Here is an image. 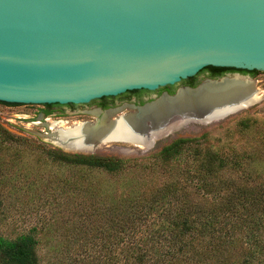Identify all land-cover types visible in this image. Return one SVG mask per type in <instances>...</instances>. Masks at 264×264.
<instances>
[{"label":"water","instance_id":"water-1","mask_svg":"<svg viewBox=\"0 0 264 264\" xmlns=\"http://www.w3.org/2000/svg\"><path fill=\"white\" fill-rule=\"evenodd\" d=\"M207 67L264 72V0H0L2 103L88 104L177 85ZM201 85L183 89L194 94ZM250 105L238 101L199 121L169 111L173 125L141 147ZM140 124L145 129L148 119Z\"/></svg>","mask_w":264,"mask_h":264},{"label":"trees","instance_id":"trees-1","mask_svg":"<svg viewBox=\"0 0 264 264\" xmlns=\"http://www.w3.org/2000/svg\"><path fill=\"white\" fill-rule=\"evenodd\" d=\"M0 106L13 105L0 102ZM248 124V120L239 122L244 131ZM261 126L257 137L263 150L255 155L264 161V123ZM209 142L208 134L172 140L148 158L151 161L148 165L162 172L161 183L129 182L120 186V194H111L102 186L88 183L80 171L78 182L74 183L28 181V176L22 173L20 157L9 156L10 151L28 144L0 125V208L4 199L32 197L37 193L56 198L61 195L65 200L94 199L91 202L97 206L92 205L93 213L78 215L68 231L74 244L53 250L57 264H205L207 259L212 260L211 252L222 256L229 245L236 247L242 226L253 229L264 220L262 175L257 174L260 182L256 188L240 184V173L245 171L244 165L250 163L252 156L240 154L233 147L212 150ZM45 151L54 163L96 169L111 176L123 173L126 166L135 165L115 157L66 155L49 148ZM98 203L103 206L102 211ZM2 212L0 264H44L38 247L40 224L10 235L1 229L6 222ZM77 221L87 224L77 226ZM85 225L89 227L84 228ZM88 233L94 237H87ZM77 241L82 243L76 245ZM197 245L203 249L198 250ZM224 258L225 264H254L256 260L251 259V252L248 261H238L234 255ZM256 264H264V259L257 260Z\"/></svg>","mask_w":264,"mask_h":264},{"label":"rangeland","instance_id":"rangeland-1","mask_svg":"<svg viewBox=\"0 0 264 264\" xmlns=\"http://www.w3.org/2000/svg\"><path fill=\"white\" fill-rule=\"evenodd\" d=\"M257 81L254 82V84L260 97L259 101L248 109L238 112L222 121L214 122L210 126L190 125L187 128L181 129L179 133L171 138L160 142L158 146L151 147L147 150L122 143L114 144L106 149L102 148L98 154L100 157H115L123 160H130L132 164H135L126 166L125 171L117 176H111L96 169L88 170L80 166H69L52 162L47 158L45 151V149L49 148L48 144L51 142L48 137L49 135L46 139L49 142H47L43 139V135L38 130V127L32 123H26V118L23 115H30L31 112L25 111L22 107L0 106V125L11 134L24 139L28 144L26 147L21 146L10 151L9 156L20 157V166L23 169L22 173H24L26 177L28 176V181L34 180L32 182L41 181L44 184H48L67 181L69 183H74L78 182L77 172L80 171V173L88 179V183L91 182L95 186H102V189L111 194L115 192L120 194V186L122 187L129 182L154 180L156 183H161L162 172L159 168L150 167L148 164L151 161L148 160V158L158 153L164 145L176 138H199L203 134H208L210 138L209 145L212 150H217L223 146L233 147L240 152V154L252 156L251 160H249L250 163L244 165L245 171L240 173V184L247 183V187L256 188L258 182H260V180L257 179V174L262 175L263 179L261 181L264 180V161L258 160L259 158L255 155L257 151L263 150V147L258 142L257 133L259 131L258 128L262 127L261 123H264V74H261L257 78ZM161 111L162 110H157V112ZM125 112L126 111H122L119 114ZM185 117L175 116L174 118L186 121ZM84 118L86 119L87 117ZM242 120L249 121V127L246 131L240 128L239 122ZM169 121L171 120L163 121V129L173 125L172 121L170 123ZM187 121L195 120L187 119ZM196 121H199V119ZM167 124L168 126L166 127ZM58 125L60 126L57 127ZM58 125H54L55 128L53 129V133L61 126H64L62 123ZM34 132L42 135V137H39ZM40 144H44L46 146L45 149L40 146ZM99 147L100 145L96 148ZM91 150L92 149H88L82 152H90ZM176 165H178V163ZM181 165L182 164H179V166ZM15 170H17V167L13 169V171ZM19 173L20 171L17 172V174ZM18 181L27 182L26 179H19ZM91 201L90 198L84 200L82 197H74L71 200H65V196L62 197L59 195V198H56L48 193H37L32 197H20L19 199L14 197L7 198L3 200V206L0 208V210L3 211L1 217H6V222L1 226V229L7 231L10 235H14L18 232H25L30 229V227L40 224L38 233V238L40 239V244L38 246L39 255L42 257L44 264H57V259H53V250L57 248L60 249L68 244H74V241L71 242L72 237L68 231L72 228L74 221H76L79 216L86 213H93L92 205L93 208L97 205L92 203L93 201L95 202L94 199L92 202ZM89 204H91V206ZM98 206L102 211L103 206L100 203H98ZM81 223L87 224V222ZM81 223L77 221L75 224L81 226ZM83 227H89V225ZM75 236L81 238L82 235L75 234ZM86 236L94 237L93 234L89 233ZM237 237L239 240L237 239L238 244H236L234 249L229 245L228 251H223L221 254L222 256H216V254H214L215 252H211L212 260L209 261L207 259L205 264H225L227 259L224 257L233 255L235 258H238V261H248L249 252L252 254L251 259H256L253 261L254 264H256L257 260L264 259V220L260 225H254L253 229L242 226L240 235H237ZM79 243H82V241H77L75 244L77 245ZM196 247L198 250L203 249V246L200 248V246L197 245ZM197 258L200 259V256H197ZM194 259L197 260L196 258Z\"/></svg>","mask_w":264,"mask_h":264},{"label":"bare ground","instance_id":"bare-ground-1","mask_svg":"<svg viewBox=\"0 0 264 264\" xmlns=\"http://www.w3.org/2000/svg\"><path fill=\"white\" fill-rule=\"evenodd\" d=\"M259 99L254 82L247 79L235 77L219 82L206 81L194 94L182 89L174 99L168 100L164 97L147 107L141 115L132 108H124L104 113L97 123H77L71 128H59L52 142L72 151L93 149L111 142L137 144L142 149L145 148L144 145L149 138L159 129H163L162 123L167 119L164 114L169 111H174L175 116H187L185 120L196 121L214 111L230 107L238 101H250L249 107H251ZM125 110L128 111L127 114L117 116ZM157 110L162 111L157 112ZM90 114L95 118L99 116L95 111ZM144 119H148L149 124L145 129L140 124Z\"/></svg>","mask_w":264,"mask_h":264},{"label":"flooded vegetation","instance_id":"flooded-vegetation-1","mask_svg":"<svg viewBox=\"0 0 264 264\" xmlns=\"http://www.w3.org/2000/svg\"><path fill=\"white\" fill-rule=\"evenodd\" d=\"M223 69H226V70L204 68L203 70L198 72L195 76L182 80L177 85L166 86L163 88H159L155 91H146V90L129 91V92L123 93L115 97H103L97 100H93L88 104H82V105H76V104L16 105V104H11L13 106H9V107H22L24 108L25 111L31 112L30 113L31 116L23 115L26 118L25 120L27 121L26 123H32L33 125L38 127V130L43 135V139L47 141L46 139L49 137L50 141L52 142V139L55 137V135L57 134L59 130V129L55 130V132L53 133V129L55 128L54 125H58L60 123L64 124V126H61L60 128H65V129L71 128L74 124H77V123L78 124L97 123L99 120H101L102 115L106 112L116 111V110L124 109V108H132L136 112L137 107H143V106L149 105L150 103H153L154 101H156L158 98H160L164 94L175 95L179 89L181 90L183 88L194 89L206 81L219 82L224 79H233L237 76H241L242 79H247L248 81L256 82L257 78L261 74H264V72L255 71V70L245 71V70H238V69H233V68H223ZM92 111L99 113V116L97 118L93 117L90 114ZM125 111L126 112L123 114L128 113L127 110ZM121 115L122 114H118L117 116L120 117ZM84 117H87V118L85 119ZM111 119H113V117H111ZM168 124L166 125V127L168 126ZM190 125L210 126V124L202 125V124H198L194 122L187 123L186 126L181 127L179 130L171 132L166 137L156 140L155 143L153 144V147L158 146L160 142H163L164 140L171 138L172 136L179 133L181 129L187 128ZM59 126L60 125H58L57 127ZM51 142H49L50 144H48L49 149L51 150H54V151H57V152H60L66 155H81V156H95V157L99 156L98 155L100 153L99 151L102 148L106 149L114 144H121L119 142H116V143L111 142L108 144L100 145L99 148L95 147L90 152H82L85 150L68 151V150L63 149L61 146L59 147L54 142L52 143ZM126 145H129V144H126Z\"/></svg>","mask_w":264,"mask_h":264}]
</instances>
